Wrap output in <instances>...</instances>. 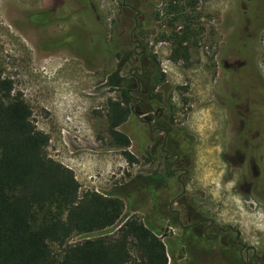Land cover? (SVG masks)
Segmentation results:
<instances>
[{
    "label": "rangeland",
    "instance_id": "obj_1",
    "mask_svg": "<svg viewBox=\"0 0 264 264\" xmlns=\"http://www.w3.org/2000/svg\"><path fill=\"white\" fill-rule=\"evenodd\" d=\"M45 1L0 0V64L36 129L48 136L47 155L72 170L80 193L122 196L121 222L135 217L154 229L168 264H199L196 255L203 260L196 254L198 218L206 219L202 226L210 220L231 226L246 248L264 255V173L251 148L260 135L259 119L240 105L242 87L233 75L235 58H248L264 82V0H178L187 14L177 20L167 12L169 0H152V17L139 30L142 48L164 74L158 91L171 108L173 126L192 141L184 189L176 178L181 171L167 169L171 160L165 162L159 151L149 155V142L137 146L129 120L123 125L134 163L110 138L109 103L119 101L121 89L134 88L129 76L138 66L113 56L107 46L118 0H70L68 23H27L37 2L44 7ZM186 1L194 3L187 11ZM186 26L188 39L178 44ZM115 72L122 78L118 86L111 85ZM134 125L137 131L144 126ZM168 139L173 141L171 133ZM151 178L158 179L157 189H149ZM164 181L170 187H160ZM100 235L72 236L67 244Z\"/></svg>",
    "mask_w": 264,
    "mask_h": 264
},
{
    "label": "trees",
    "instance_id": "obj_2",
    "mask_svg": "<svg viewBox=\"0 0 264 264\" xmlns=\"http://www.w3.org/2000/svg\"><path fill=\"white\" fill-rule=\"evenodd\" d=\"M183 5L186 11L194 7L188 1ZM167 12L175 20L180 13L187 14L178 0H169ZM188 29L186 26L183 37L177 36L178 44L188 39ZM153 66L149 76L143 75L135 83L137 104L133 109L138 115L144 108L162 103L156 90L164 82V74ZM121 82L115 72L111 85ZM129 90L132 92L130 87L121 89L119 101L109 103L107 120L113 145L134 163L127 151L130 134L123 125L131 114ZM31 116L12 80L3 76L0 64V264H168L166 247L154 229L135 217L121 222L122 196L80 193L72 170L47 155L49 138L36 129ZM258 123L264 168V114ZM167 124L169 133L174 127L171 116ZM144 130L146 134L141 133ZM150 130L143 126L138 141L147 142ZM157 180H149L153 189L158 187ZM97 232H101L97 238L67 244L72 236ZM53 245L60 248L59 255Z\"/></svg>",
    "mask_w": 264,
    "mask_h": 264
},
{
    "label": "flooded vegetation",
    "instance_id": "obj_3",
    "mask_svg": "<svg viewBox=\"0 0 264 264\" xmlns=\"http://www.w3.org/2000/svg\"><path fill=\"white\" fill-rule=\"evenodd\" d=\"M69 1L70 0H46L44 2L46 6L44 7H40L41 3L37 2L35 10L31 15L25 18V21L38 27H53L66 24L71 16ZM80 2L84 5L87 4L86 0H80ZM118 2L120 4V13L116 18V28L112 29V39L108 41L107 46L110 48L113 56L124 61L130 60L138 63L136 69H134L129 76L133 82L137 81L138 78H141L143 75L149 76L154 68L153 63L149 60L146 48H142L138 35L139 30L143 29L142 27L145 28L147 15L149 18L152 17V0H118ZM141 7L144 9L142 10ZM124 42L126 46L122 45ZM233 67V75L238 79V82L235 81V83L242 87L240 98L238 91L240 105L248 109V111L254 112L253 115H255L260 122L264 114V92H262L264 91V82L248 58H235ZM239 72L243 73L237 76ZM136 89L137 85L135 84L134 88H132V92L129 90L132 96V104L130 105L131 114L128 120L135 134L133 135V139L135 137L137 139L139 134V131L134 129V124H144V126L150 127V134L148 133L149 141H147V143L149 142L147 146L148 150L146 149L148 154L152 156L159 151L163 154L165 162L171 160L167 169L169 173L171 172L172 174L173 172L176 173L181 171L182 174H178L176 178L184 189L186 183L184 180H181V178L187 175L188 170L192 166V141L184 134L183 130L175 129L174 127H171L169 130V133L172 134L173 141L168 139L169 133L167 131V123L170 118V111L164 104V100L162 103L157 102L154 104L152 109L144 108L143 114H136L133 109L134 105L137 104L136 98L134 97L135 91H137ZM158 89L156 90L157 93L159 92ZM141 116L146 118L141 120ZM157 123L159 124L157 125ZM141 133L146 134L147 130ZM157 133L163 136L162 141ZM136 142L137 146L143 143V141L137 140ZM262 142L263 139L261 135L251 141L252 154H255L254 157L255 160H257L256 164L258 166L256 168L260 173H264V168L259 165V163L263 161V153L261 152ZM164 184H166L165 187L167 185V188L170 187L168 181H164L160 187H163ZM149 189L153 190L151 183L149 184ZM192 209L195 211L194 207ZM171 212H173V210H171ZM205 221V218H198L194 224L195 233L200 235L199 241L197 240L196 254L200 253L203 255V260H201L202 262L200 261L201 263L264 264V255L259 256L254 249L251 250L246 248L244 243L240 240V233L238 231L232 229L231 226H227L226 228L217 226L213 220H210L205 226H202ZM196 260L197 263L200 264L197 255Z\"/></svg>",
    "mask_w": 264,
    "mask_h": 264
}]
</instances>
